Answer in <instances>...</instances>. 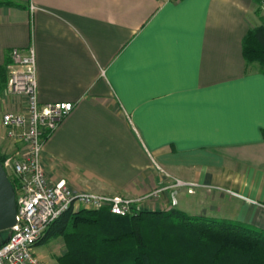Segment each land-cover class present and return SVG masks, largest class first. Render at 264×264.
Masks as SVG:
<instances>
[{
  "label": "crops",
  "instance_id": "crops-1",
  "mask_svg": "<svg viewBox=\"0 0 264 264\" xmlns=\"http://www.w3.org/2000/svg\"><path fill=\"white\" fill-rule=\"evenodd\" d=\"M12 1L0 67L32 46L39 103L74 104L43 145L48 182L264 229V73L242 54L264 0ZM24 105L0 93L4 154L2 114ZM157 166L200 186L150 201L165 184Z\"/></svg>",
  "mask_w": 264,
  "mask_h": 264
},
{
  "label": "trees",
  "instance_id": "trees-1",
  "mask_svg": "<svg viewBox=\"0 0 264 264\" xmlns=\"http://www.w3.org/2000/svg\"><path fill=\"white\" fill-rule=\"evenodd\" d=\"M15 4L0 0V6ZM242 54L264 73V24L246 32ZM6 64L0 67V93L6 85ZM5 156L0 153L1 163ZM9 180L15 190V180ZM58 237L64 244L58 264H264L263 228L176 208L140 209L133 203L126 215L107 209L68 211L48 226L36 245Z\"/></svg>",
  "mask_w": 264,
  "mask_h": 264
},
{
  "label": "built area",
  "instance_id": "built-area-1",
  "mask_svg": "<svg viewBox=\"0 0 264 264\" xmlns=\"http://www.w3.org/2000/svg\"><path fill=\"white\" fill-rule=\"evenodd\" d=\"M6 72L5 93L22 96L25 105L22 111L5 112L1 117L5 138L13 144L2 165L15 180L16 217L15 224L5 232L7 240L0 245V264H48L35 254L34 247L54 220L68 211L81 209H107L113 214L126 215L140 198L74 190L63 178L48 182L41 161L42 148L74 104L71 101L39 103L32 46L11 48ZM197 186H200L197 182L172 178L145 197L178 187L192 193Z\"/></svg>",
  "mask_w": 264,
  "mask_h": 264
},
{
  "label": "water",
  "instance_id": "water-1",
  "mask_svg": "<svg viewBox=\"0 0 264 264\" xmlns=\"http://www.w3.org/2000/svg\"><path fill=\"white\" fill-rule=\"evenodd\" d=\"M15 217V191L0 161V245L7 240L5 232L15 224Z\"/></svg>",
  "mask_w": 264,
  "mask_h": 264
},
{
  "label": "rangeland",
  "instance_id": "rangeland-1",
  "mask_svg": "<svg viewBox=\"0 0 264 264\" xmlns=\"http://www.w3.org/2000/svg\"><path fill=\"white\" fill-rule=\"evenodd\" d=\"M10 144V147L12 146V148H13V144L11 143V142H9ZM11 151V150H10ZM9 151V152H10ZM9 152H7V153H5V154H8ZM0 153L1 154H3V152L0 150ZM158 167V166H157ZM158 170L161 172V175L163 176V178H164V180H165V184L169 181V180H171L172 178H176V177H169L168 176V172L163 168V167H161V166H159L158 167ZM10 172L8 171V177L10 178V179H12V177H11V175L9 174ZM180 179V178H179ZM185 181H187V180H185ZM190 182H194V181H190ZM164 184V185H165ZM163 185V186H164ZM160 187H162V186H160ZM160 187H158V188H160ZM196 188V187H195ZM195 188H194V190H195ZM157 189V188H156ZM176 189V188H175ZM174 189V190H175ZM186 189V188H185ZM194 190H193V192H194ZM192 192V193H193ZM155 197H157V196H155ZM154 197V198H155ZM172 198V197H171ZM148 200H150L151 201V199H152V201L153 200H155V199H153V196L152 197H149V198H147ZM157 199V198H156ZM175 202H176V200L175 199H172V203L173 204H175ZM140 207H141V205H140ZM144 206L142 205V209H147V208H143ZM140 208V209H141ZM151 210H155V209H151ZM64 244H63V241H62V239L61 238H54V239H50V240H48V241H46V242H42V243H40V244H38V245H36L35 247H34V252H35V254L38 256V257H40L41 259L42 258H44V259H46V262L48 263V264H58L57 263V257L58 256H60L61 255V253L64 251V246H63Z\"/></svg>",
  "mask_w": 264,
  "mask_h": 264
}]
</instances>
